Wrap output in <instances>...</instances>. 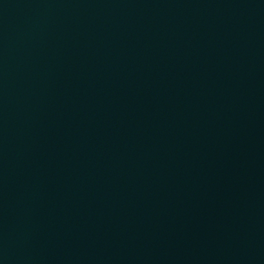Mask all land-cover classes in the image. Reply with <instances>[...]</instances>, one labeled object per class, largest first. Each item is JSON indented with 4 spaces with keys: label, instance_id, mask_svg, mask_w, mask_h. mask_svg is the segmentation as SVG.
<instances>
[{
    "label": "water",
    "instance_id": "1",
    "mask_svg": "<svg viewBox=\"0 0 264 264\" xmlns=\"http://www.w3.org/2000/svg\"><path fill=\"white\" fill-rule=\"evenodd\" d=\"M0 264H264V0H0Z\"/></svg>",
    "mask_w": 264,
    "mask_h": 264
}]
</instances>
